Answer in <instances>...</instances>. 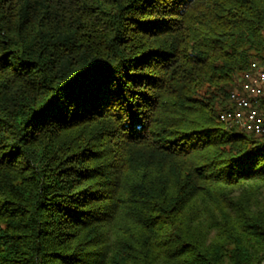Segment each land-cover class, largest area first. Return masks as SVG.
I'll return each instance as SVG.
<instances>
[{
    "label": "trees",
    "instance_id": "16d2710c",
    "mask_svg": "<svg viewBox=\"0 0 264 264\" xmlns=\"http://www.w3.org/2000/svg\"><path fill=\"white\" fill-rule=\"evenodd\" d=\"M253 60L264 0H0V264H264Z\"/></svg>",
    "mask_w": 264,
    "mask_h": 264
},
{
    "label": "built area",
    "instance_id": "2783aa9c",
    "mask_svg": "<svg viewBox=\"0 0 264 264\" xmlns=\"http://www.w3.org/2000/svg\"><path fill=\"white\" fill-rule=\"evenodd\" d=\"M229 98L233 106L222 110L220 119L249 132L264 133V66L259 61H251Z\"/></svg>",
    "mask_w": 264,
    "mask_h": 264
}]
</instances>
